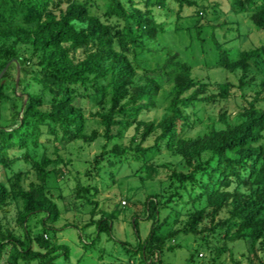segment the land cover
Returning <instances> with one entry per match:
<instances>
[{
	"label": "trees",
	"instance_id": "16d2710c",
	"mask_svg": "<svg viewBox=\"0 0 264 264\" xmlns=\"http://www.w3.org/2000/svg\"><path fill=\"white\" fill-rule=\"evenodd\" d=\"M175 1L180 13L186 7L200 13L196 0ZM230 2L264 32V0ZM167 8V0H0V73L13 60L21 66L18 87L11 67L0 83V213L15 205L22 230H0V264L69 258L68 246L53 243L49 227L61 216L53 184L72 164L60 150L98 140L105 142L101 156L111 157L119 172L135 166L141 182L169 184L165 200L154 194L146 202V217L154 221L138 251L146 264L164 248L174 249L181 236L203 242L213 263L227 254L234 258L237 244L248 243L247 264H264V77L256 75V66L264 68V44L239 49L233 58L217 45L216 66L238 76V85L211 84L164 46L167 30L156 11ZM18 45H27L31 56L19 55ZM162 50L163 63L149 67L147 59ZM250 87L257 90L248 98ZM232 101L238 105L234 124L228 119ZM161 102L163 117L148 119ZM210 110L218 123L194 135ZM82 190L76 200L98 194V183ZM163 209L172 212V223L171 216L160 220ZM111 219L99 222V233L110 232ZM39 226L40 234L34 231Z\"/></svg>",
	"mask_w": 264,
	"mask_h": 264
},
{
	"label": "rangeland",
	"instance_id": "374dc122",
	"mask_svg": "<svg viewBox=\"0 0 264 264\" xmlns=\"http://www.w3.org/2000/svg\"><path fill=\"white\" fill-rule=\"evenodd\" d=\"M196 1L197 10L200 11L198 14L196 9L188 7L180 13V6L175 0H167L166 10L156 11L157 19L165 24L167 30V45L165 43L164 46L179 52L184 61L194 67L195 77L211 84L230 81L238 85V76L216 66L220 58L216 46L226 50L229 57H237L239 49L251 50L263 45L264 32L253 25L248 15L238 14L232 10L230 0ZM196 28H202L201 33L197 32ZM17 51L23 57L31 56L27 45H18ZM165 58L166 53L162 50L155 58L149 57L147 65L154 68L161 65ZM10 67L12 81L17 77V70L15 71L12 65ZM256 69H258L256 75L259 78L264 77V68L256 66ZM256 90L255 87H250L245 94L250 98ZM17 92L21 95L22 87L18 88ZM237 108L235 101L229 103L228 119L232 124L238 120ZM88 110L94 112L97 109L92 111L89 107ZM165 110L166 104L161 102L157 109L147 114V118L161 119ZM3 114L6 124L8 119L6 110ZM201 116L202 124L193 127L194 135L204 126L219 121V115L215 110L205 111ZM94 128L102 133L101 127ZM132 134L133 130H130L121 143L129 145ZM103 144L104 140H98L91 145L74 143L61 146L60 153L64 160L71 159L72 164L68 166L65 178L60 183L53 184L52 191L60 206L61 216L59 220L49 223V227L53 229L52 242L68 246L70 256L69 258L61 256L56 264H146L138 252L154 225L153 219L146 217V202L154 194L162 196L165 200L169 184L160 180L141 182L139 177L134 175L135 166L134 169L126 168L119 172L118 166H111L113 162L111 157L101 156ZM112 148L113 143H110L106 152L109 153ZM53 151L54 146L51 145L50 153ZM86 170H89L87 175ZM95 182L98 183L99 193L88 196L90 203L88 198L84 201L75 199L78 190H81L84 196L83 187ZM110 216L112 217L109 220L110 232L99 233V222ZM168 216H171L172 223V212L168 209L160 211L161 221ZM90 222L93 224L88 226ZM168 229L169 227L165 226L163 233ZM0 230L3 232L13 230L17 235H21L15 205L7 207L0 213ZM34 231L40 234L42 229L39 226L35 227ZM248 245L237 244L234 258L227 254L213 263V256L204 248L206 246L203 242H195L190 236H181L173 244L174 249L166 247L161 253L154 255L152 260L153 264H236L234 262L236 260L247 264L242 254H248ZM259 256L263 258L264 252L260 251ZM6 260L4 258L3 263Z\"/></svg>",
	"mask_w": 264,
	"mask_h": 264
},
{
	"label": "water",
	"instance_id": "95a60500",
	"mask_svg": "<svg viewBox=\"0 0 264 264\" xmlns=\"http://www.w3.org/2000/svg\"><path fill=\"white\" fill-rule=\"evenodd\" d=\"M15 64L16 65V69H17V77H16V81H17V87L19 85V81H20V78H21V66L19 64V61L18 60H13L12 62H9L6 67L3 69V71L0 73V83L3 81V78L5 76V74L7 73L8 69L10 68V66L12 64ZM25 98L27 99V96H25Z\"/></svg>",
	"mask_w": 264,
	"mask_h": 264
},
{
	"label": "built area",
	"instance_id": "2783aa9c",
	"mask_svg": "<svg viewBox=\"0 0 264 264\" xmlns=\"http://www.w3.org/2000/svg\"><path fill=\"white\" fill-rule=\"evenodd\" d=\"M123 204H125V202H123Z\"/></svg>",
	"mask_w": 264,
	"mask_h": 264
}]
</instances>
